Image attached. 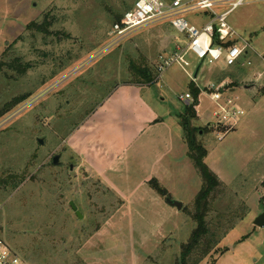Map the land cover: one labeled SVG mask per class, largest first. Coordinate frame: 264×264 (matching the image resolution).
Here are the masks:
<instances>
[{
  "label": "rangeland",
  "instance_id": "rangeland-1",
  "mask_svg": "<svg viewBox=\"0 0 264 264\" xmlns=\"http://www.w3.org/2000/svg\"><path fill=\"white\" fill-rule=\"evenodd\" d=\"M136 1L0 0V112L8 110L0 117V236L27 264L176 263L196 227L191 217L203 180L188 148L198 174L191 177L179 168L171 179L172 185H180L172 187L170 196L182 204L181 210L157 204L150 183L157 180L166 188L155 177L148 185L134 180V167L125 158L132 140L118 130L124 101L111 99L119 85L135 81L137 71L148 68L158 79L150 90L144 87L146 98L163 116L171 114L172 133L185 113L180 97L190 93L193 100L192 82L200 88L199 118L193 125L202 131L197 138L208 151L206 164L223 184L212 197L209 221L215 230L223 223L219 235L231 227L220 252L200 264H264V228L254 225L264 213V76H257L264 73V63L254 54L243 60L251 66L205 63L194 80L201 62L187 57L189 74L174 65L159 75L163 59L186 41L164 22L116 40L113 26ZM228 23L264 56V0L245 3ZM243 75L251 80L241 83ZM210 84L224 85L220 103L231 99L245 112L236 131L233 125L216 124L221 110L211 99ZM245 84L255 88L250 92ZM233 88L239 89L230 94ZM104 104L102 127L91 130L92 125L80 133L93 146L119 152L123 169L132 173L123 171L125 182L118 187L94 168L96 147L80 153L75 149L84 142L75 135L96 122L94 115ZM126 107L133 111L131 103ZM185 138L184 133L187 145ZM56 155L62 156L61 167L53 165ZM183 183L190 185L181 188Z\"/></svg>",
  "mask_w": 264,
  "mask_h": 264
},
{
  "label": "built area",
  "instance_id": "built-area-1",
  "mask_svg": "<svg viewBox=\"0 0 264 264\" xmlns=\"http://www.w3.org/2000/svg\"><path fill=\"white\" fill-rule=\"evenodd\" d=\"M251 0H137L122 19L113 26L116 40H121L152 23H167L186 41L185 45L177 44L157 68L159 75L174 65L180 66L186 72L192 64L187 57H193L203 65H215L220 62L227 67L251 66L246 59L249 54L258 56L264 63V56L252 49L251 44L242 40L228 23L229 16L239 7ZM224 10L223 12H221ZM242 40V42H240ZM252 52V53H251ZM189 74V72H187ZM192 76V75H191ZM262 79L264 73L259 75ZM221 87L210 84L211 99L221 110L215 115L218 126H235L245 112L236 106L233 100L227 99L220 103L223 94ZM182 102L192 101L187 93L181 96ZM224 136L220 137L222 141ZM0 264H27L15 253L0 236Z\"/></svg>",
  "mask_w": 264,
  "mask_h": 264
},
{
  "label": "crops",
  "instance_id": "crops-1",
  "mask_svg": "<svg viewBox=\"0 0 264 264\" xmlns=\"http://www.w3.org/2000/svg\"><path fill=\"white\" fill-rule=\"evenodd\" d=\"M255 76L256 75H254V77ZM245 77L244 75L243 77H241V83H246L247 81L251 80L245 79ZM227 79L225 78L223 82L224 84L228 82ZM196 86L199 88L197 84ZM144 87H147L146 91H148L150 90L151 86L124 83L122 85H119L114 90L113 97L111 98L112 101H115L114 103L117 104L121 101H124L121 104L122 111L120 114L121 119L124 118V122H121V129L118 130L123 133L124 138H130L132 140V144L129 145L131 154L125 156V158L128 157L131 160L132 166L134 167L133 174H136V176H134V180L137 182L138 186V181L144 180L148 185V181L151 178L155 177L161 181L163 186L169 191L170 195L173 196L174 189H172V187L180 186L171 184V179L172 175H174V172H176L180 168V170L184 174L187 170L191 177H195L198 173L196 174V172L194 171L195 169H193L194 167L190 163V159L187 157L188 146L184 142H182L184 132L179 121L177 123L174 122L175 129H173L174 133H172L169 127L171 126L172 128H174L173 124L169 123V116H171V114L163 116V114L157 112L152 102H150V100L146 98L147 96L145 94L146 91L144 90ZM243 88L251 92L255 88V85L245 84ZM238 89L239 88L231 89L230 94L235 93ZM260 96L264 98V95ZM109 102L110 100H108L107 104ZM126 103L132 104V112L128 113L127 109L130 107H126ZM184 103L185 105H189L191 101H187ZM106 106L107 105L104 104L98 110V114L96 113L94 115V118L97 119L95 123L90 121L85 126V128L88 129L85 130L84 128L77 132V135L75 136L81 137V140H83L84 142L78 146H75V149H78V153H80V150L84 148L86 150H90L95 149L94 147H96V164L94 165V168L96 170L101 169L98 171V173L102 175L101 177L104 178V180L109 183L110 186L118 187L121 183L125 182L124 179L120 178L121 173L123 171H127L122 167L123 159L121 158L119 152H116L113 155L112 151L96 144L93 146L90 141L81 136V133L88 131L90 126L92 125L93 128L91 130H96L102 127V120H105L107 112L105 111L106 109L104 111L101 110ZM238 124L239 121L235 125L234 131L237 130ZM124 127L125 132L122 130L124 129ZM234 131L231 133H234ZM164 161L167 163V167H162V164L165 163ZM114 164L118 165V167H114ZM160 168H162L163 170L160 171ZM139 172L142 173V177H137L139 176ZM198 180L200 179H196V181ZM189 185V183H183V186L181 188H186ZM150 191V193L156 197L157 204H161L162 207L163 205H167L166 207L169 209L173 208L167 203H164L163 199L155 194L151 189ZM172 201H175V199H172Z\"/></svg>",
  "mask_w": 264,
  "mask_h": 264
},
{
  "label": "trees",
  "instance_id": "trees-1",
  "mask_svg": "<svg viewBox=\"0 0 264 264\" xmlns=\"http://www.w3.org/2000/svg\"><path fill=\"white\" fill-rule=\"evenodd\" d=\"M136 74V79L131 82L132 84L152 86L158 79V76L156 77L148 68H141ZM191 85L193 100L189 105H185V113L180 116V125L186 136L185 140L189 148V158L193 161L195 168L203 180V188L196 197V211L191 217L196 227L192 231L188 241L182 245L181 255L175 264H200L209 255L220 252L218 246L231 229L230 227L226 230V233L219 235L222 233L219 231H222L224 228L223 223H217L218 230H215L212 229L213 221H209V212L213 204L212 201H214L212 197L223 184L219 177L206 164L205 160L208 156V151L198 142L197 135L202 134V131L197 130L193 122L199 118L196 107L199 106L198 97L200 90L194 82ZM260 94L264 95V87L260 90ZM7 112V109L1 111L0 117ZM150 186L159 196L164 198L166 203L172 201V197L168 191L160 186L157 180H153ZM219 218L221 221L226 219L224 216H219ZM226 223H228V220H226ZM214 261V264H216L217 260Z\"/></svg>",
  "mask_w": 264,
  "mask_h": 264
},
{
  "label": "water",
  "instance_id": "water-1",
  "mask_svg": "<svg viewBox=\"0 0 264 264\" xmlns=\"http://www.w3.org/2000/svg\"><path fill=\"white\" fill-rule=\"evenodd\" d=\"M203 66V61L198 65L194 75H193V79L196 80L199 76L200 70ZM39 143L40 145L44 146L46 144V141L44 138H40L39 139ZM61 155H56L53 158V165L57 166V167H61L63 164L61 162ZM167 204L173 208H177L178 210H181L182 208V204L176 201H168ZM71 207L72 209L76 212L77 216L82 219L83 216L81 215V213L79 211H77V207L74 205V203H71ZM255 227L258 228H264V213L262 215H260L254 222Z\"/></svg>",
  "mask_w": 264,
  "mask_h": 264
}]
</instances>
